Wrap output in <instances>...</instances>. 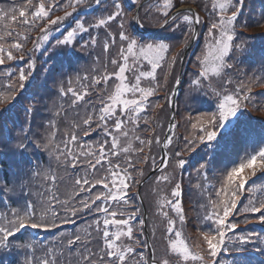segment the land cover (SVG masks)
<instances>
[{
    "label": "snow or ice",
    "instance_id": "obj_1",
    "mask_svg": "<svg viewBox=\"0 0 264 264\" xmlns=\"http://www.w3.org/2000/svg\"><path fill=\"white\" fill-rule=\"evenodd\" d=\"M95 2L99 6L106 0H95ZM179 2L184 3L185 0H179ZM83 3L85 0H68L64 15L55 18H53V13L60 8V4L56 3V0H52L51 3L48 0H39V3L26 0L19 7L13 5L7 10L0 7V65H3L6 60L24 61L28 56L26 66L21 67L18 74L11 71L8 73L7 78L12 80L15 77V80L12 84L4 85L6 91L0 93V105H2L0 121L5 113L15 107L18 98L32 87L35 61L31 58V52L43 48L45 52H49V57L55 53L56 49L70 53L75 47L74 40L78 33H88L93 27L108 28L111 22L125 15L123 0H111L112 10L108 12L107 16L99 18L95 24L88 27L85 26L84 21L76 20L75 27L66 31L63 39H57L51 51L45 48L44 46L49 43L53 27L59 31V26L72 16L73 12ZM132 3H138V0H132ZM171 7H173L172 0H163L160 5L158 10H162V15L165 17L161 27L175 23L176 17H170L167 11ZM66 8H71L72 12L67 11ZM243 8L244 0H221L219 3L214 0L213 2L215 16L218 18L214 19L208 28V42L201 55L197 56L199 72L191 84L194 89L206 87L216 96L218 102L214 111L200 113L194 121L191 117L189 118L188 123L191 124V130L184 138V149L188 151H195L197 144L209 148L215 147L213 142L217 140L221 130H224L226 138L237 137L239 135L238 127L231 118L251 102L250 97L254 86L258 85L264 89V77L250 79L247 84L241 81L231 92L228 91V86L234 81L231 78L224 80L227 70L234 67L228 63L233 51L240 54L244 52L243 44L235 42L237 26L245 29L250 27L247 21L243 24L239 22ZM132 19L139 23L138 16L133 15ZM183 21L191 26L183 41L186 45L188 43L187 36L194 34L195 24L202 21L190 8L188 14L183 16ZM14 25L24 28L25 31H16ZM36 28H39V34L32 41V49L26 52V42L30 39L28 32ZM119 28L121 44L117 56L110 61L113 66L112 71H108L107 64H103L93 69L95 74L91 77L88 75L83 78L77 77L85 89L83 92L74 90L71 86L65 88L63 80L59 82L57 86L59 96L65 97L70 93L74 97L73 105L84 100L89 88L95 89L99 108L92 105V111L86 110L85 117L74 123L72 128L64 133L60 143H57L56 136L59 133L57 120L65 113L62 104L59 107L53 104L47 125H39V127L45 128L46 135L43 139H38L35 144L37 148H42L48 153L50 166L31 173L33 179L41 178L44 190L35 193L38 199H27L18 203L17 207L11 209L10 216L5 215L0 221V250L15 247L35 252L37 242L13 246L10 243V238H16L17 234L26 229L33 231L58 230L63 225L76 224V218L84 215L92 217L90 222H86L84 228L77 229L73 233H61L60 238L53 241L50 246H40L39 250L43 255L36 258L38 264H62L61 258L65 252L69 254L68 264H128L129 259L136 254V248L125 243V240H134L137 245L148 247L147 243L139 239V235L144 234L146 222L139 219L141 210L135 206L129 193L134 184L141 183L140 180L135 179V176L142 177L144 173L136 165L137 163H147L148 157L145 156L143 160H140L139 155L143 153L145 146L151 149L152 139H148L146 142L145 139L135 136L134 140L138 141L139 147L133 148L130 135L136 132L141 119L145 124L149 122L144 115L147 110L161 107L158 102L153 104L150 99L164 86L158 79L156 70L158 68L163 70L164 64L171 67L180 54L177 53L169 61L167 54L173 46L163 41L141 43L125 30L123 20H121ZM108 36L112 38L111 44L115 45L117 42L115 35L109 32ZM90 43L95 47L97 37L90 36ZM88 46L89 42H85L80 47L83 50ZM109 48L110 43L106 40L103 45L106 55ZM144 62L150 66V70H144ZM97 64H100L99 57H97ZM129 65H131V69ZM129 70H132L135 75L134 82L129 81L126 75ZM212 76L222 81V91H217L212 86ZM167 77L168 73H165V81H167ZM89 80L90 84H83V81ZM145 80L149 82V86H143L142 82ZM205 80L209 81L207 85L204 84ZM68 84L71 85L72 80H69ZM100 85L102 87H98ZM110 85L114 86L110 87ZM39 103L37 94L33 93L32 102L24 108L25 115L33 117L35 113H38L37 105ZM93 124H95V128H93ZM129 124L135 127L129 129ZM229 124H232V127H228ZM177 127L176 124L169 125L170 130ZM96 130H100L102 139L98 138L91 143L86 142L79 135L80 132H83L84 138H87ZM38 136L39 133L33 132L29 124L28 128L20 130L13 147L23 154L32 144L30 137ZM0 139L3 138L0 137ZM155 142L161 143L159 136L155 137ZM172 142V137H167L165 148ZM227 142L226 139L225 147ZM181 151H177L175 156L180 157ZM133 152L137 156L135 160L131 158ZM121 155L126 157L124 163L120 162ZM168 162L165 159L161 160V164L164 165L162 172L166 171ZM52 163H55L56 167H52ZM153 164L155 165V160H153ZM185 164L184 159L177 160L179 167L183 168ZM210 165L211 159L206 160L199 164L197 170L198 175L200 170H204L205 181L208 180ZM61 168L65 173L71 168L75 174V179L70 187L66 188L63 198H61L57 187L58 183L63 181V177L58 179V171ZM81 169L82 175L78 171ZM257 172L264 173V146L253 149L251 152L246 151L239 163L234 162L231 168L225 167L219 176L214 177L218 187L212 184L201 185L205 191L212 189L215 192V198L209 195L207 203L201 205L206 214L203 217L204 225L200 228L202 242L198 252L190 251L182 238L181 231L176 227L177 219L181 225L185 219L182 208L183 190L181 183L176 182L171 188V199L161 197L163 201L161 207L167 205L175 213V217L170 216L167 211L160 213L167 224L164 232L168 240V249L185 262L190 260L192 264H225V261L219 259L221 253L227 254L233 250L237 253L244 252L245 246L253 242L254 234H237L239 224L241 222L247 224L250 220L264 224V199L249 196L247 204L241 207L243 194L245 191L251 192L248 187L249 181L256 176ZM26 174L18 164L17 172H14L13 176L15 178L17 175ZM169 180L170 177L164 174L156 177L158 184L169 182ZM20 186L24 187L23 184ZM97 186L100 187L97 188ZM14 190L15 180L13 187L8 191L13 192ZM238 216L240 219L236 218ZM137 220L138 226L133 223ZM209 221L211 223H208ZM137 232L139 235L135 234ZM94 242L96 246L92 247ZM260 250L264 251V249ZM26 264H34V261L29 259ZM135 264H148V260L143 253H139V259ZM152 264H157L154 255ZM160 264H169V260L163 259ZM227 264H244V261L234 258L227 261Z\"/></svg>",
    "mask_w": 264,
    "mask_h": 264
},
{
    "label": "trees",
    "instance_id": "obj_2",
    "mask_svg": "<svg viewBox=\"0 0 264 264\" xmlns=\"http://www.w3.org/2000/svg\"><path fill=\"white\" fill-rule=\"evenodd\" d=\"M142 0H138V3L133 4L132 0H123V7L125 15L118 18L116 21L111 22L108 28H91L88 33H78L75 40V47L72 52L66 53L60 49H56L55 53L49 57V52H45L42 48L39 51L31 52V58L35 61V72L32 80V87L28 88L17 100L15 107L5 113L2 121H0V221H2L5 215L10 216L11 209L17 207V204L27 199L36 200L38 197L35 193L42 192L44 185L40 177L32 178L31 173L37 170H43L50 166L49 156L42 148L35 146L38 139H43L46 135L45 128L39 127V125H47L48 119L51 117L50 109L53 104L59 107L63 105L64 115L57 120L59 127V133L56 136V142L60 141L64 137V133L69 131L73 124L81 118L85 117L86 110L92 111V105L99 108L97 103V93L95 89L89 88L88 94L84 100L79 101L76 105L72 104L74 97L69 93L68 96L60 97L57 91V86L61 80H63L64 87L71 86L74 90L83 92L85 89L82 87L81 80L77 77L83 78L85 75L91 77L95 73L94 68L100 67L103 64H107L108 71L113 70V66L110 61L116 57L121 42L119 41V25L121 20L125 24V30L132 35L135 39L141 43H150L153 41H163L168 43L171 50L167 54V60L171 61L172 57L179 53L177 59L171 67L168 64H164L163 70L158 68L156 74L161 84L164 85L161 90H158L154 97L150 98L155 104L158 102L161 107L156 109H149L144 114L148 119V123L145 124L141 119L139 126L135 133L130 135L132 139L133 148L139 147L138 141L134 140L135 136H139L147 142L148 139H152L151 149L147 146L144 147L143 153L139 155V159L143 160L145 156L148 157L147 163H137L136 167L143 171L144 175L135 176L136 180L142 181L153 167H156L160 163V144L155 142V137L159 136L162 141L165 134L168 120L170 117V99L174 84L177 80L180 60L185 51L186 45L191 40L192 34L187 36L188 43L185 45L183 41L186 39V34L189 33V24L183 21V16L188 12H181L177 14L175 23L165 25L162 29L153 33L143 34L140 33L134 26V20L132 16L135 15V10L138 4ZM26 0H0V7L7 10L9 7L15 5L19 7L24 4ZM49 3L52 0H48ZM68 0H56V3L60 4L59 10L53 13V18L56 16H63L65 6ZM214 0H185L184 3H180L179 0H172L173 7L167 9L171 14L177 7L181 5H190L195 7L200 13L201 23L198 24V37L192 51L189 53L184 71L182 74V80L179 84V91L175 101V118L176 125L172 132V144L168 145L167 151L169 153V162L166 171L155 172L151 177L142 185L140 189V195L144 202L146 213V228H144V234L139 235V239L142 242L147 243L146 232L150 239V243L153 249V255L156 261L160 264L163 259H168L169 264H192L189 260L185 262L182 258H179L175 253H172L168 249V240L165 237L164 229L167 227L166 220L160 213L162 211L169 212V215L175 217V213L171 211L167 205L161 207L163 201L161 197L165 199H171V188L174 187L176 182L181 183L183 190L182 208L184 213V223L181 225L179 220H176L177 230L181 231L184 242L188 245L191 252H198L200 250L202 235L200 232L201 226L204 225L203 217L205 211L201 207L208 201V196L211 195L215 198V192L212 189L204 190L201 185H218L214 177L220 175L221 171L227 167L231 168L233 163H239L240 159L244 156L245 152H251L253 149H258L260 146H264V89L260 86H254L252 88V94L250 97L251 102L247 104L236 116L232 117V122L238 127L239 135L235 138L232 136L225 137L224 130H221V134L218 135L217 140L213 142L215 147H206L204 145L197 144L195 151H188L184 149V138L191 130V124L188 123L191 117L194 121L196 116L200 113H210L215 110V105L218 102L215 95L208 89L200 88L194 89L191 81L196 78L199 72L197 56L201 55L202 50L205 48L208 42L207 33L211 22L218 17L215 16L213 9ZM217 3L221 0H216ZM33 3H39V0H33ZM163 0H149L145 3L138 12L139 21L143 28L147 31L157 30L164 22L165 17L162 15V10H158L162 5ZM67 11L72 12L71 8H66ZM112 10L111 0H106L105 3L97 6L95 0H85V3L81 4L73 15L68 17L59 27L60 30L56 31L55 27L50 35L49 43L44 47L49 51L52 50V46L57 39H63L66 35V31H70L75 27L76 20L85 22V26L95 24L96 21L107 16L108 12ZM18 15V13H17ZM247 21L250 25L248 28H241L237 26V36L235 42L244 46V52L242 54L236 53L235 50L231 55V59L228 63L234 67L227 70V76L224 80L231 78L234 82L228 86V91H234L237 85L243 81L245 84L250 79H256L264 77V0H244L243 14L239 17L240 24ZM43 26V25H41ZM16 31L24 32L25 29L13 26ZM112 32L116 38V44H111V37L108 33ZM39 34V28L29 31L28 35L30 39L26 42L25 51L32 49V41L37 38ZM218 35V34H217ZM90 36L97 37L96 46L93 47L90 43ZM110 43L109 52L106 55L104 53L103 45L105 41ZM85 42H89V46L81 50V45ZM126 46V44H125ZM18 55V54H17ZM97 57H99L100 64H97ZM28 56L24 61L19 59L14 61H5L3 65H0V93H4L6 90L4 85L12 84L15 80H9L8 73L15 72L18 74L21 67L26 66ZM131 69V65H129ZM144 70H150V66L144 62ZM165 73H168L167 81L164 79ZM129 81H135V75L132 70L126 72ZM212 86L217 91H222V81L215 76L211 77ZM72 80V84L69 85L68 81ZM209 81L205 80L204 84L207 85ZM83 84H90L89 81H83ZM143 86H149L147 80L142 82ZM114 86V85H110ZM102 87V85L98 86ZM33 93L37 94V98L40 103L37 105L39 112L35 113L33 117L25 115L24 108L32 102ZM91 102V104H89ZM2 107V105H0ZM31 125L32 131L39 133L38 137H30L32 140L31 146L20 154L18 149L13 146L16 144V138L20 134L21 129H26ZM135 127L129 124L128 128ZM228 127H232L229 124ZM95 128V124H93ZM187 129V130H186ZM82 139L91 143L92 141L102 139L100 130L93 131V133L84 138L83 132L79 133ZM11 137V139H9ZM228 140L227 146L224 143ZM62 146V145H61ZM184 149V151H181ZM181 151V156L176 157L175 153ZM15 153V154H14ZM132 159H137L136 153L131 154ZM126 157L121 155L120 162L124 163ZM178 159H184L186 164L183 168L177 165ZM211 159V165L208 168V180H204V170H200L198 175L197 170L199 164L204 163L206 160ZM155 160V165L153 164ZM22 167L26 175L13 176L14 172H17V168ZM55 163H52L53 167ZM126 166V165H125ZM82 175L83 171L78 170ZM168 175L170 177L169 182L160 183L156 182V177L160 175ZM63 177V181L58 183L61 198L66 188L70 187L71 183L75 179V174L72 169L69 168L68 172L61 168L58 171V179ZM15 180V190L9 192L8 189L13 187V181ZM21 184L24 185L21 188ZM140 184V183H139ZM138 185H133L129 196L134 200L135 206L140 208L139 219L144 220V210L140 203L137 193ZM100 186H97L99 188ZM248 187L251 192L245 191L242 198L241 207L247 204L248 197L254 196L259 199H264V173L257 172L256 176L252 177L249 181ZM30 194V195H29ZM86 195V193H85ZM159 201V203H158ZM240 219V217H236ZM91 216H81L76 218V224H67L61 226L58 230L53 231H26L24 233L17 234L16 238H10L11 245L24 244L30 242H37V250L32 252L29 249H17L11 247L10 249L0 250V264H26L29 259L34 261V264H38L36 258H39L43 253L39 250L42 245H51L53 241L60 238L61 233H73L77 229H82L86 226V222H90ZM138 226V220L133 222ZM208 223H211L210 221ZM240 233H252V243L247 244L246 250L241 253H237L234 250L225 254L221 253L219 259L227 261L232 259H241L244 264H264V224L255 220H250L249 223L244 224L241 222L238 227L237 234ZM231 235V234H229ZM125 243L131 244L136 248V254L129 259L128 264H135L139 259V253H143L148 260V264H151V258L148 247L145 248L142 245H137L135 241H127ZM148 245V243H147ZM95 242L92 247H95ZM62 264H68L69 254L65 252V255L61 258Z\"/></svg>",
    "mask_w": 264,
    "mask_h": 264
},
{
    "label": "water",
    "instance_id": "obj_3",
    "mask_svg": "<svg viewBox=\"0 0 264 264\" xmlns=\"http://www.w3.org/2000/svg\"><path fill=\"white\" fill-rule=\"evenodd\" d=\"M147 1H148V0H144V1H143V2L137 7V9H136V13H135L136 16H138V10H139L140 6H141L142 4H144L145 2H147ZM189 8H190V7L179 8V9L175 10V11L171 14V16H174V15H176L177 13H179V12H181V11H188ZM190 9L192 10L193 13H195V10H194L193 8H190ZM171 16H170V17H171ZM135 25L138 27V29H140V31H142L140 23H137V22L135 21ZM196 29H197V26H196V24H195V26H194V35H193V37L196 35ZM142 32H143V31H142ZM192 41H193V40H192ZM191 43H192V42H191ZM191 43L187 46V49H186V51H185V53H184V55H183V57H182V60H181V66H180V72H179V75H178V81H179L180 78H181V73H182V69H183L184 61H185L186 55H187V53H188V50H189L190 47H191ZM177 89H178V85L176 84V85H175V88H174V91H173L174 98H175V95H176V93H177ZM174 98L172 99L171 104H170V106H171V117H170V120H169V124H168V128H167V131H166V134H165L164 140H163V144H162V146H161V157H162V159H165V160H167V157H165L164 143H165L166 138H167V136H168V134H169V132H170L169 125H170V124H174ZM157 169H159V167H158ZM157 169H156V170H157Z\"/></svg>",
    "mask_w": 264,
    "mask_h": 264
}]
</instances>
